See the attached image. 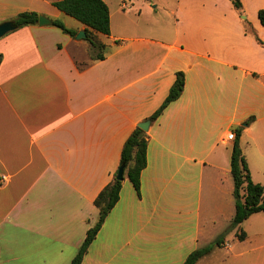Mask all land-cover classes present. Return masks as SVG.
<instances>
[{"label":"crops","instance_id":"obj_1","mask_svg":"<svg viewBox=\"0 0 264 264\" xmlns=\"http://www.w3.org/2000/svg\"><path fill=\"white\" fill-rule=\"evenodd\" d=\"M59 1L0 0V24L37 12L85 32ZM241 2L243 13L230 0L140 3L137 18L124 17V4L122 36L110 9L113 42L96 34L104 60L53 25L0 39V264H72L127 139L162 106L178 73L182 96L147 132L141 195L125 172L120 201L83 264H184L230 225L229 132L242 131L253 181L264 187V0ZM158 9L174 22L154 29L141 21Z\"/></svg>","mask_w":264,"mask_h":264},{"label":"trees","instance_id":"obj_2","mask_svg":"<svg viewBox=\"0 0 264 264\" xmlns=\"http://www.w3.org/2000/svg\"><path fill=\"white\" fill-rule=\"evenodd\" d=\"M230 1L236 10L243 13L241 0ZM54 6L86 27L85 33L87 37L85 40L90 43L95 53V55H92V60H104L106 46L99 41L96 34L111 35V11L108 4L104 0H61L55 3ZM40 17L41 15L37 12H23L12 22L15 23L17 29H20L38 25ZM259 19L264 26V9L259 12ZM53 26L61 29L65 34L73 38L77 37V32L68 29L61 21H54ZM257 41L260 44H264L259 38H257ZM1 62L2 56L0 55V64ZM184 89L185 75L178 73L165 102L148 120L156 122L172 103L180 99ZM241 133L242 131L238 130L231 158L234 198L236 202V213L231 227L232 229H238V237L241 241H245L247 234L241 229V225L253 215L264 213V187L253 181L248 162L240 147L239 139ZM148 146V133L137 127L127 139L122 151L120 167L125 166V172L138 196L141 195L142 173L148 165ZM117 175L118 173L113 181L96 198L95 206L100 211L99 221L87 233V237L72 264H83L90 246L101 231L107 217L119 203L123 181L117 180ZM225 245L226 241L222 235L212 244L192 252L184 264H198L201 259L210 255L216 248H221Z\"/></svg>","mask_w":264,"mask_h":264},{"label":"rangeland","instance_id":"obj_3","mask_svg":"<svg viewBox=\"0 0 264 264\" xmlns=\"http://www.w3.org/2000/svg\"><path fill=\"white\" fill-rule=\"evenodd\" d=\"M109 5L112 14L113 21L115 25L116 34L122 36V31L124 30L123 24L120 22V10H123V5L128 4L129 9L125 11L126 16L129 18H137L139 16V11L136 10L140 3H147L148 5L156 6L159 3L161 5L174 6L176 0H105ZM132 3H137L135 8ZM123 16V15H122ZM128 18V17H127ZM244 18V17H243ZM158 23H154V20ZM69 22L78 24L72 18H68ZM142 22H150L151 26L155 29H161L166 27V25H171L174 21L170 19L169 15L164 12L163 9L155 10L153 13L143 12L141 16ZM101 38L107 43H112V39L109 36L101 35ZM108 50V49H107ZM106 50V51H107ZM95 55L94 52H90V56ZM84 63V62H83ZM128 179V176H127ZM236 209V202L235 208ZM236 213V212H235ZM260 215L252 217L243 225V230L246 232L249 240L241 241L237 235V229H232V221L215 239L224 236L226 245L221 248H216L209 256L208 259L200 261L198 264H264V213H259ZM262 216V217H259ZM234 219V217H233ZM213 241V242H214ZM212 242V243H213ZM211 243V244H212ZM238 254L243 256L239 257Z\"/></svg>","mask_w":264,"mask_h":264},{"label":"water","instance_id":"obj_4","mask_svg":"<svg viewBox=\"0 0 264 264\" xmlns=\"http://www.w3.org/2000/svg\"><path fill=\"white\" fill-rule=\"evenodd\" d=\"M53 23L54 22L52 20L48 19L45 16H41L39 18V25L41 27L50 26V25H53ZM16 29H17V26L12 21H8V22H4V23L0 24V39H2L7 34L15 31ZM86 37H87L86 33L84 31H82L77 36L76 40L81 41V40L86 39ZM151 125H152V121L147 120L145 122L140 123L139 127L141 129H143L145 132H148ZM124 178H125V166H122V167H120V169L118 171L117 180L124 181Z\"/></svg>","mask_w":264,"mask_h":264},{"label":"built area","instance_id":"obj_5","mask_svg":"<svg viewBox=\"0 0 264 264\" xmlns=\"http://www.w3.org/2000/svg\"><path fill=\"white\" fill-rule=\"evenodd\" d=\"M226 139H227L228 141H234V140L236 139V134H235V132H229L228 135H227V137H226Z\"/></svg>","mask_w":264,"mask_h":264}]
</instances>
